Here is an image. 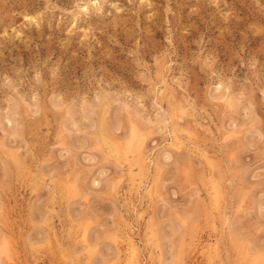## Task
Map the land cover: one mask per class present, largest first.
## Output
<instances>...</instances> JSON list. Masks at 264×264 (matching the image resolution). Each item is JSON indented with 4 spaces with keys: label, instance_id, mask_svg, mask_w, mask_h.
<instances>
[{
    "label": "rangeland",
    "instance_id": "374dc122",
    "mask_svg": "<svg viewBox=\"0 0 264 264\" xmlns=\"http://www.w3.org/2000/svg\"><path fill=\"white\" fill-rule=\"evenodd\" d=\"M0 264H264V0H0Z\"/></svg>",
    "mask_w": 264,
    "mask_h": 264
},
{
    "label": "bare ground",
    "instance_id": "6f19581e",
    "mask_svg": "<svg viewBox=\"0 0 264 264\" xmlns=\"http://www.w3.org/2000/svg\"><path fill=\"white\" fill-rule=\"evenodd\" d=\"M134 133V132H133Z\"/></svg>",
    "mask_w": 264,
    "mask_h": 264
}]
</instances>
